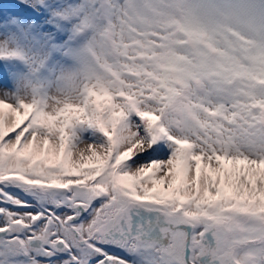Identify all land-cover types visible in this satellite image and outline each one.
<instances>
[{"label": "snow or ice", "instance_id": "6c2138e0", "mask_svg": "<svg viewBox=\"0 0 264 264\" xmlns=\"http://www.w3.org/2000/svg\"><path fill=\"white\" fill-rule=\"evenodd\" d=\"M0 264H264V0H0Z\"/></svg>", "mask_w": 264, "mask_h": 264}]
</instances>
